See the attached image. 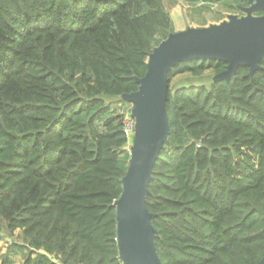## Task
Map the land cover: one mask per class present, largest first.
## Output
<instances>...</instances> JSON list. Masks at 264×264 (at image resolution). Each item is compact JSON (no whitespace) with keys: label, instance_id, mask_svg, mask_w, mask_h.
<instances>
[{"label":"trees","instance_id":"16d2710c","mask_svg":"<svg viewBox=\"0 0 264 264\" xmlns=\"http://www.w3.org/2000/svg\"><path fill=\"white\" fill-rule=\"evenodd\" d=\"M173 32L163 0H0V224L21 232L20 264H121L115 202L129 136L120 98ZM259 64L251 77L239 67L229 82L195 86L170 83L226 64L195 59L168 73V138L145 203L162 264L264 256ZM0 264H14L8 252Z\"/></svg>","mask_w":264,"mask_h":264},{"label":"water","instance_id":"95a60500","mask_svg":"<svg viewBox=\"0 0 264 264\" xmlns=\"http://www.w3.org/2000/svg\"><path fill=\"white\" fill-rule=\"evenodd\" d=\"M243 1L241 15L229 14L220 23L170 33L149 54L144 76L135 78L137 90L120 98L132 105L130 117L134 121L128 168L121 180L122 193L115 202L121 264H162L153 240L157 233L151 224L154 215L145 203L154 165L168 138V73L195 59L226 64L225 70L213 77L214 82H229L239 67L248 68L250 77L261 69L264 0ZM257 264H264V256Z\"/></svg>","mask_w":264,"mask_h":264},{"label":"crops","instance_id":"0c3cea01","mask_svg":"<svg viewBox=\"0 0 264 264\" xmlns=\"http://www.w3.org/2000/svg\"><path fill=\"white\" fill-rule=\"evenodd\" d=\"M230 2L232 0H163V5L170 15L174 32H179L188 27L200 28L220 23L232 13ZM215 7L221 9L214 11ZM209 8L213 10H209L210 13ZM183 12L186 13L185 16ZM189 13L195 14L189 18Z\"/></svg>","mask_w":264,"mask_h":264},{"label":"rangeland","instance_id":"374dc122","mask_svg":"<svg viewBox=\"0 0 264 264\" xmlns=\"http://www.w3.org/2000/svg\"><path fill=\"white\" fill-rule=\"evenodd\" d=\"M231 5V14H237V15H241V11L239 9V6L244 5V1L243 0H232V2L229 3ZM220 8H214V11L220 10ZM212 12L213 10L211 8L208 9V12L210 13V11ZM207 11V10H206ZM204 12V11H203ZM185 12H183V15L185 16ZM195 13H189L188 17L191 18ZM160 37L157 36L156 40H159ZM214 77V75H212L211 71H206L202 77L200 78H195L192 77L188 74H180L175 76L171 83H170V87L172 86H192V85H200V84H207L208 82H210V79H212ZM119 105V104H118ZM120 107V105H119ZM132 108L131 104H121V109L122 111L125 113V116H128L130 114V110ZM132 135H130L129 137V143L127 146L124 147V149H122L120 151L121 155L124 154H129V149L132 143ZM3 224H0V234L2 235V241L0 242V256L7 253L9 254L10 259L14 262V264H20L23 261V257L24 254L21 251L20 247L22 245V235L21 232L19 230H17L13 236H9L5 230V228L3 227Z\"/></svg>","mask_w":264,"mask_h":264},{"label":"built area","instance_id":"2783aa9c","mask_svg":"<svg viewBox=\"0 0 264 264\" xmlns=\"http://www.w3.org/2000/svg\"><path fill=\"white\" fill-rule=\"evenodd\" d=\"M124 123H125V132L130 137V135L133 134V128H134V121L133 119H131L130 114L125 117Z\"/></svg>","mask_w":264,"mask_h":264},{"label":"flooded vegetation","instance_id":"af4514ba","mask_svg":"<svg viewBox=\"0 0 264 264\" xmlns=\"http://www.w3.org/2000/svg\"><path fill=\"white\" fill-rule=\"evenodd\" d=\"M258 15H260V14H258Z\"/></svg>","mask_w":264,"mask_h":264}]
</instances>
